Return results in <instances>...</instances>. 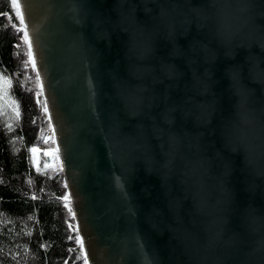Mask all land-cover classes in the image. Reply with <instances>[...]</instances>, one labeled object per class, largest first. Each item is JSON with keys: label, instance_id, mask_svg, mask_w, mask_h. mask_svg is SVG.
I'll list each match as a JSON object with an SVG mask.
<instances>
[{"label": "water", "instance_id": "water-1", "mask_svg": "<svg viewBox=\"0 0 264 264\" xmlns=\"http://www.w3.org/2000/svg\"><path fill=\"white\" fill-rule=\"evenodd\" d=\"M86 264H264V0H14Z\"/></svg>", "mask_w": 264, "mask_h": 264}, {"label": "trees", "instance_id": "trees-1", "mask_svg": "<svg viewBox=\"0 0 264 264\" xmlns=\"http://www.w3.org/2000/svg\"><path fill=\"white\" fill-rule=\"evenodd\" d=\"M13 0H0V264H86L63 172L31 148L51 128Z\"/></svg>", "mask_w": 264, "mask_h": 264}, {"label": "rangeland", "instance_id": "rangeland-1", "mask_svg": "<svg viewBox=\"0 0 264 264\" xmlns=\"http://www.w3.org/2000/svg\"><path fill=\"white\" fill-rule=\"evenodd\" d=\"M13 5L16 9V15H18L19 17L20 13L16 4L14 3V0H13ZM38 87H39L38 91L42 95L39 81H38ZM43 139L47 143L46 145H36L31 148L32 159L34 161L35 166L40 169H45V168L47 169L52 167L54 169L56 168L62 170L59 153L56 144L54 142L53 135L51 134V128L47 131ZM66 199H68V196H66ZM66 201L68 202V200Z\"/></svg>", "mask_w": 264, "mask_h": 264}, {"label": "clouds", "instance_id": "clouds-1", "mask_svg": "<svg viewBox=\"0 0 264 264\" xmlns=\"http://www.w3.org/2000/svg\"><path fill=\"white\" fill-rule=\"evenodd\" d=\"M262 50H264V45L261 46ZM258 86L259 87V98H264V78H254L249 81V87H251V91L253 96H256L257 94V88L253 86Z\"/></svg>", "mask_w": 264, "mask_h": 264}]
</instances>
